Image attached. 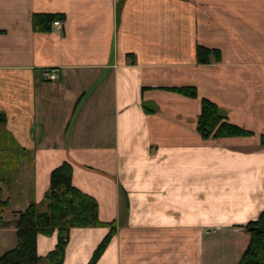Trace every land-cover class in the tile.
I'll list each match as a JSON object with an SVG mask.
<instances>
[{"label": "crops", "instance_id": "obj_1", "mask_svg": "<svg viewBox=\"0 0 264 264\" xmlns=\"http://www.w3.org/2000/svg\"><path fill=\"white\" fill-rule=\"evenodd\" d=\"M34 14L62 30L35 33ZM197 46L221 61L198 65ZM202 98L252 136L202 140ZM0 114V256L67 162L115 227L96 264H238L264 211V0H0ZM110 228L71 229L62 264ZM56 243L37 235L38 257Z\"/></svg>", "mask_w": 264, "mask_h": 264}, {"label": "trees", "instance_id": "obj_2", "mask_svg": "<svg viewBox=\"0 0 264 264\" xmlns=\"http://www.w3.org/2000/svg\"><path fill=\"white\" fill-rule=\"evenodd\" d=\"M63 19L60 14H34L32 29L35 33H48L55 20ZM195 60L198 65H210L220 62L221 54L218 50L197 46ZM169 91L188 98L198 97L194 87L171 88ZM5 121L0 114V125ZM196 130L202 140L252 136L251 132L228 123L225 111L205 98L200 100ZM261 145L264 146V136L261 137ZM8 206L9 202H0V209ZM13 218L16 245L0 256V264H62L71 229L110 226L87 263L96 264L115 235L112 223H103L98 219L96 200L72 184V167L67 162L50 172L49 188L42 201L13 213ZM245 230L249 241L238 264H264V211L256 221L248 223ZM53 232L57 233L55 248L42 259L36 253V237L39 234L50 236Z\"/></svg>", "mask_w": 264, "mask_h": 264}, {"label": "built area", "instance_id": "obj_3", "mask_svg": "<svg viewBox=\"0 0 264 264\" xmlns=\"http://www.w3.org/2000/svg\"><path fill=\"white\" fill-rule=\"evenodd\" d=\"M62 27H63V21L62 20H55L52 23L53 32H57V31L62 30ZM43 76L46 80L53 81L57 75H56V72L54 70H51V71H45L43 73Z\"/></svg>", "mask_w": 264, "mask_h": 264}, {"label": "rangeland", "instance_id": "obj_4", "mask_svg": "<svg viewBox=\"0 0 264 264\" xmlns=\"http://www.w3.org/2000/svg\"><path fill=\"white\" fill-rule=\"evenodd\" d=\"M2 210V209H1ZM4 210V209H3ZM13 220H14V218H13ZM13 220H12V224H13Z\"/></svg>", "mask_w": 264, "mask_h": 264}]
</instances>
